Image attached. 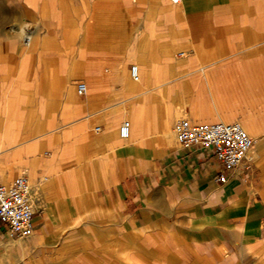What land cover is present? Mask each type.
Wrapping results in <instances>:
<instances>
[{"label": "crops", "instance_id": "0c3cea01", "mask_svg": "<svg viewBox=\"0 0 264 264\" xmlns=\"http://www.w3.org/2000/svg\"><path fill=\"white\" fill-rule=\"evenodd\" d=\"M177 109L264 115V0H0V184L35 209L0 264H264L261 171L180 147Z\"/></svg>", "mask_w": 264, "mask_h": 264}, {"label": "built area", "instance_id": "2783aa9c", "mask_svg": "<svg viewBox=\"0 0 264 264\" xmlns=\"http://www.w3.org/2000/svg\"><path fill=\"white\" fill-rule=\"evenodd\" d=\"M30 35L25 37V42ZM31 38V37H30ZM131 76L138 79L137 67H131ZM77 94L86 93V85L76 86ZM129 121L120 127V136H129ZM174 133L177 144L184 149H201L214 156L227 171H233L243 161L250 160L253 139L237 122L193 124L187 119L176 122ZM218 181L224 183L226 177L220 175ZM34 199L29 179L21 175L10 184H0V225L10 237L23 239L30 236L34 229Z\"/></svg>", "mask_w": 264, "mask_h": 264}, {"label": "rangeland", "instance_id": "374dc122", "mask_svg": "<svg viewBox=\"0 0 264 264\" xmlns=\"http://www.w3.org/2000/svg\"><path fill=\"white\" fill-rule=\"evenodd\" d=\"M171 2L173 4H175L176 6L179 5V0H171ZM37 30V27L36 25L34 24H31V23H25L24 25L21 26L20 28V31H21V44L25 47H28L26 45V42H25V37L29 36L31 37V39L33 38V35L35 34ZM34 32V33H33ZM32 33V34H31ZM179 110L180 112V109H177ZM261 114H264V113H261ZM180 115V116H179ZM264 117V115H261L259 118L261 117ZM187 116H185L183 113L180 112V114H178L175 119H174V122H173V128H172V133L174 135V127H175V124L178 120L180 119H186ZM250 135V134H249ZM258 135H263L264 136V129L262 131H260L258 133ZM252 137V136H251ZM253 139V154L254 156L251 157V155L249 156L250 157V161H252L257 167L258 169L261 171L262 173V176H263V180H264V137L261 139V141L259 143H257L254 138L252 137ZM256 148V149H255ZM255 151V152H254ZM257 155H256V154ZM251 162V163H252Z\"/></svg>", "mask_w": 264, "mask_h": 264}, {"label": "bare ground", "instance_id": "6f19581e", "mask_svg": "<svg viewBox=\"0 0 264 264\" xmlns=\"http://www.w3.org/2000/svg\"><path fill=\"white\" fill-rule=\"evenodd\" d=\"M34 33V32H33ZM32 34V33H31ZM31 44V38H28L27 41V46L29 47ZM132 77V76H131ZM85 84V83H84ZM130 84V83H129ZM133 86V85H132ZM176 115L180 114L179 111L175 112ZM180 116V115H179ZM245 130L246 132H248V134H250V136H252L254 138V140L259 143L261 141V139L264 137L263 135H258V133L260 131H262L264 129V117L262 116L261 118H259L258 120H253L251 122H248L247 124H241L239 123ZM256 149V148H255ZM255 152V151H254ZM256 154V153H255ZM251 155L254 156L253 154V149L249 152V156ZM257 155V154H256ZM248 156V157H249ZM31 184V183H30ZM32 187V186H31Z\"/></svg>", "mask_w": 264, "mask_h": 264}]
</instances>
